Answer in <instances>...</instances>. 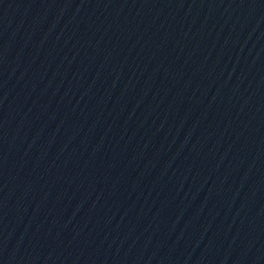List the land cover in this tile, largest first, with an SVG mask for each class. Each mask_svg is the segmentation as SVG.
<instances>
[{
  "label": "water",
  "instance_id": "water-1",
  "mask_svg": "<svg viewBox=\"0 0 264 264\" xmlns=\"http://www.w3.org/2000/svg\"><path fill=\"white\" fill-rule=\"evenodd\" d=\"M0 264H264V0H23Z\"/></svg>",
  "mask_w": 264,
  "mask_h": 264
}]
</instances>
